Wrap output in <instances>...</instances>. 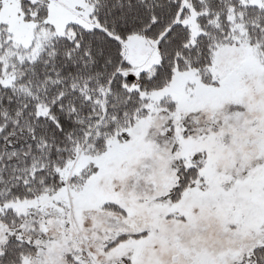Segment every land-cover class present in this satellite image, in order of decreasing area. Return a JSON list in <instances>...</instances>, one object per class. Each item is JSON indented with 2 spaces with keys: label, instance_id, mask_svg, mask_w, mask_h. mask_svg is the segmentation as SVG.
Instances as JSON below:
<instances>
[{
  "label": "snow or ice",
  "instance_id": "snow-or-ice-1",
  "mask_svg": "<svg viewBox=\"0 0 264 264\" xmlns=\"http://www.w3.org/2000/svg\"><path fill=\"white\" fill-rule=\"evenodd\" d=\"M0 264H264V0H0Z\"/></svg>",
  "mask_w": 264,
  "mask_h": 264
}]
</instances>
